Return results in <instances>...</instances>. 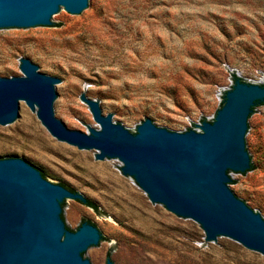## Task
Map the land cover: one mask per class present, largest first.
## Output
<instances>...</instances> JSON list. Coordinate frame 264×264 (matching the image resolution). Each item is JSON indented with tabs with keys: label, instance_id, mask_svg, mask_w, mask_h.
Returning <instances> with one entry per match:
<instances>
[{
	"label": "rangeland",
	"instance_id": "rangeland-1",
	"mask_svg": "<svg viewBox=\"0 0 264 264\" xmlns=\"http://www.w3.org/2000/svg\"><path fill=\"white\" fill-rule=\"evenodd\" d=\"M98 11L75 19L66 11L56 33L0 34V75L21 77V60L62 77L61 120L73 131L99 129L82 96L92 82L106 115L135 134L150 117L172 132L199 131L214 120L234 76L264 80V0H96ZM86 119V120H85ZM23 156L52 171L60 186L91 197L94 209H67L70 229L94 225L108 238L87 258L96 264H264V255L239 243L208 254L199 224L176 218L126 177L122 166L102 165L57 141L29 109L13 131L0 127V159ZM235 193L264 210V108L256 113V172L235 174Z\"/></svg>",
	"mask_w": 264,
	"mask_h": 264
},
{
	"label": "water",
	"instance_id": "water-1",
	"mask_svg": "<svg viewBox=\"0 0 264 264\" xmlns=\"http://www.w3.org/2000/svg\"><path fill=\"white\" fill-rule=\"evenodd\" d=\"M66 11L86 19L98 7L96 0H0V34L56 33ZM20 69L21 77L0 75L1 128L11 132L25 124L30 109L57 141L82 154L96 152L102 165L122 166L159 209L199 224L211 242L208 254L225 238L264 255V210L255 212L234 192L235 174L256 172V113L264 105L252 112L264 103V80L260 85L237 80L200 132H172L150 117L135 134L120 125L123 114L106 115L113 101L98 103L100 85L92 82L82 100L99 129L85 119L91 130L85 133L61 120L64 78L48 75L47 66L29 59L21 60ZM60 183L52 171L23 156L0 159V264H96L87 257L108 238L87 222L71 231L66 212L95 201Z\"/></svg>",
	"mask_w": 264,
	"mask_h": 264
},
{
	"label": "trees",
	"instance_id": "trees-1",
	"mask_svg": "<svg viewBox=\"0 0 264 264\" xmlns=\"http://www.w3.org/2000/svg\"><path fill=\"white\" fill-rule=\"evenodd\" d=\"M234 79H235V82L237 81V80H240V81H242L241 79H239L237 76H234ZM243 82V81H242ZM264 105V103H258L254 108H253V112L252 113H254V110L256 109V107L258 106V105ZM224 105V103L222 104V106ZM222 108V107H221ZM252 115V114H251ZM251 170H253V167L251 166V169L249 170V171H251ZM44 177V176H43ZM85 205L86 206H88V207H90V208H92V209H94L95 211H97V206L95 205V204H93L92 202H90V201H87L86 203H85ZM88 223V222H87ZM89 224H91V223H89ZM94 226V225H93Z\"/></svg>",
	"mask_w": 264,
	"mask_h": 264
}]
</instances>
